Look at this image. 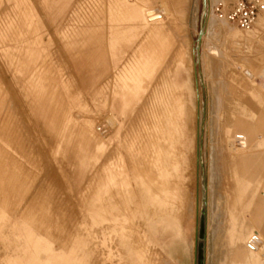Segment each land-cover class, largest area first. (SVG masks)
<instances>
[{
	"label": "rangeland",
	"instance_id": "374dc122",
	"mask_svg": "<svg viewBox=\"0 0 264 264\" xmlns=\"http://www.w3.org/2000/svg\"><path fill=\"white\" fill-rule=\"evenodd\" d=\"M137 1L156 27L128 0H0V264H245L225 241L259 230L264 157L248 176L221 161L220 116H264V17L246 30L218 17L224 0Z\"/></svg>",
	"mask_w": 264,
	"mask_h": 264
},
{
	"label": "bare ground",
	"instance_id": "6f19581e",
	"mask_svg": "<svg viewBox=\"0 0 264 264\" xmlns=\"http://www.w3.org/2000/svg\"><path fill=\"white\" fill-rule=\"evenodd\" d=\"M120 1V0H119ZM125 0H123V2H124ZM129 2H130V4L127 6L128 8H129V10H130V14L133 16V17H135V14H136V12H139L140 11V8H141V13H142V22L140 23V25L142 26V27H145V26H154V27H156L157 25V22L161 19V16L158 14V13H155L154 12V10H155V7H149V8H144L143 9V11H142V8H143V6H141V5H139L138 3V1L137 0H128ZM263 2H264V0H262ZM136 2H138V3H136ZM109 3H111V2H108V4ZM117 3H120V2H117ZM123 3L121 2V4L120 5H122ZM120 5H118L119 7H120ZM124 6H126L125 5V2H124V4H123ZM161 5V4H160ZM163 6H165V5H163ZM127 7H125V11H127ZM121 8H124V7H122L121 6ZM127 8V9H126ZM113 9V8H112ZM117 9V8H116ZM96 10H97V8H96ZM117 12V11H116ZM119 12V11H118ZM111 14H112V12H111ZM122 14V13H121ZM126 14V13H125ZM264 14V11L257 17V19L255 20V22H254V24L259 20V18H261L262 17V15ZM118 15V14H117ZM119 15H120V13H119ZM128 16H130V15H128ZM107 17V16H106ZM124 17V16H123ZM219 17V16H218ZM111 18V17H110ZM219 18H222V17H219ZM112 19V18H111ZM128 19V18H127ZM222 19H224V18H222ZM124 20H125V18H124ZM129 20V19H128ZM224 20H226V19H224ZM111 21V20H110ZM112 22V21H111ZM110 22V23H111ZM125 22V21H124ZM123 22V23H124ZM253 26V25H252ZM140 27V26H139ZM152 28V27H151ZM249 29H251V27H249V28H247L246 30H249ZM228 30H229V33H230V35H232L231 34V30H230V28H228ZM152 33V32H151ZM145 36V35H144ZM149 36V35H148ZM151 37V36H150ZM30 38V37H29ZM147 38V37H146ZM156 39H157V37H156ZM145 40V39H144ZM148 40H149V38H148ZM169 41V40H168ZM146 42V41H145ZM170 42V41H169ZM147 44V43H146ZM145 45V44H144ZM142 46V45H141ZM148 46V45H147ZM151 46V45H150ZM163 46V45H162ZM168 46V45H167ZM165 47V46H164ZM142 48V47H141ZM148 48V47H147ZM160 48V47H159ZM169 48V47H168ZM145 49V48H144ZM152 49V48H151ZM151 49H150V51H151ZM161 49V48H160ZM166 49H167V47H166ZM129 50V49H128ZM138 50V49H137ZM164 50V49H163ZM169 51V50H168ZM140 52V51H139ZM163 52V51H162ZM167 53V52H166ZM135 55V54H134ZM142 55V54H141ZM150 55H152V54H150ZM131 57V56H130ZM132 58V57H131ZM96 59V58H95ZM137 60V59H136ZM150 60V59H149ZM134 61V60H133ZM143 61V60H142ZM131 62V61H130ZM148 62H150L151 63V61H148ZM135 63V62H134ZM131 64V63H130ZM147 64V63H146ZM132 66V65H131ZM136 67H137V65H136ZM148 68H149V66H148ZM127 73V72H126ZM123 74L122 75V77L121 78H125L126 80H127V78H129L128 80H134V78H135V75L137 74V73H134V74ZM116 74H118V73H116ZM114 75H115V73H114ZM128 75V76H127ZM139 75V74H138ZM124 76V77H123ZM115 77V76H114ZM44 79V78H43ZM42 80V79H41ZM123 81V80H122ZM143 81V80H142ZM182 81L183 80H179L177 83H182ZM152 82V81H151ZM37 86V85H36ZM259 86H260V88H264L263 86H261L260 84H259ZM146 88V87H145ZM148 88H149V86H148ZM121 89V88H120ZM50 90V89H49ZM136 90V89H135ZM41 91V90H40ZM43 91V90H42ZM134 91V90H133ZM136 92V91H135ZM143 93H145V92H143ZM50 94V93H49ZM132 94V93H131ZM139 94V93H138ZM135 95H137V94H135ZM10 100V99H9ZM0 108H1V106H0ZM181 111H182V109H178L177 110V113H178V115L179 116H181ZM228 112V111H227ZM170 114H171V111L169 112ZM230 113V112H229ZM167 115V114H166ZM224 115V114H223ZM223 115H221L220 117H222V119L223 120H226L227 119V121H228V125L229 126H227V127H229L228 129H227V140H230V143H229V145L227 146V149H226V151H225V153H223V152H221L223 155L221 156V158H220V160L222 161V160H225L228 164H230V165H236V166H238V165H241V168H242V173H243V175L244 176H248L249 175V173L250 172H252V171H254L253 169H255L256 168V165H258L259 164V162H261V160H262V158L264 157V147L263 148H259V149H257V150H255V153L257 154V155H254V156H250V155H248L247 154V152L246 151H241V150H245V148H246V145H247V143H248V139H249V134H251V133H253L254 131H256V129L255 128H248L249 126H247L246 124H248V123H252V122H254V123H256V121H258L257 123H259V122H264V118H257V117H254L253 115H251V114H249V113H247V114H245L244 115V119L242 118L241 120H231L232 118H230L229 116L228 117H224ZM62 116V115H61ZM73 116V115H72ZM168 116V115H167ZM166 116V117H167ZM174 116V115H173ZM252 116V117H251ZM69 117V116H68ZM67 117V118H68ZM70 117H71V115H70ZM68 118V119H73V117H71V118ZM139 117V116H138ZM66 118V119H67ZM158 118V117H157ZM169 118H170V115H169ZM173 118V117H172ZM175 118H176V116H175ZM136 119V118H135ZM166 119V118H165ZM65 120V119H64ZM109 120V119H108ZM158 120V128H160L159 130H161L160 132H161V136H164V138H166L165 136L166 135H164V132L168 129V127L166 126V123H167V121H169V120H167L166 122L165 121H163V118H158L157 119ZM170 120H172V119H170ZM254 120H256V121H254ZM1 121H2V119H1ZM69 121H71V120H69ZM141 121V120H140ZM115 122V121H114ZM164 122V123H163ZM1 123V122H0ZM88 123V122H87ZM173 123H174V120H173V122H172V125H170L171 124V122H170V124H168L169 125V129H173ZM181 123V122H180ZM2 125V124H1ZM156 125V128H157V123L155 124ZM101 126V125H100ZM223 126H225L224 124H223ZM247 126V127H246ZM15 127V126H14ZM104 128V127H103ZM107 129V128H106ZM106 129H105V131H106ZM109 129V128H108ZM16 130V129H15ZM100 131V133L98 132V131ZM97 130L96 129H94L93 130V135L94 136H96V138L97 139H99L98 137L100 136V139H101V137L104 139L105 137L103 136V132H101V128H97ZM104 130V129H103ZM102 130V131H103ZM109 131V130H108ZM260 134L258 135V137L259 138H262V136L264 135V125H263V129L261 130L260 129ZM106 133V132H105ZM108 133V132H107ZM144 133V132H143ZM56 134V133H55ZM142 135V134H141ZM80 136V135H79ZM171 137H173V135H170ZM150 137V136H149ZM171 137H169V138H171ZM161 138V137H160ZM159 138V139H160ZM99 139V140H100ZM155 141L156 140H158L157 138L156 139H154ZM167 140V139H166ZM235 140H237V141H239V142H241V144L240 145H243V147H236V146H234V144H233V142L235 141ZM236 142V141H235ZM162 143V142H161ZM173 143V142H172ZM228 143V142H227ZM3 146V145H2ZM152 146V145H151ZM174 146V145H173ZM222 146V145H221ZM166 147V146H165ZM164 146H163V148H164V150L167 148H165ZM171 147V146H170ZM156 148V147H155ZM175 148V147H174ZM163 149H157V151L155 150V153H153L152 151V153L159 159H157V162H156V164L158 165V169H161V171L163 170V169H165V167H166V165H165V163L166 162H169V161H171L170 159L172 158H169V156L167 157V154L168 153H166L165 151H164ZM14 151V150H13ZM24 151H26V150H24ZM170 152V151H169ZM173 152V151H172ZM8 153V152H7ZM12 153V152H11ZM147 153V152H146ZM260 153H263V155L262 156H260ZM144 154V153H143ZM170 154H171V152H170ZM14 155V154H13ZM153 155V156H154ZM3 156H5L4 154H3ZM117 156V155H116ZM173 156H174V154H173ZM8 158V157H7ZM17 159V158H16ZM152 160V159H151ZM175 160V159H174ZM27 161V160H26ZM221 161H220V163H221ZM172 162V161H171ZM177 161L175 160V163H176ZM11 163V162H10ZM12 164V163H11ZM15 164V163H14ZM169 164V163H168ZM172 164V163H171ZM174 164V163H173ZM13 166V165H12ZM177 166V165H176ZM258 168V167H257ZM138 169V168H137ZM147 169V168H146ZM171 170V169H170ZM167 171V170H166ZM164 172H165V170H164ZM234 172V171H233ZM165 173H167V172H165ZM164 173V174H165ZM174 173V172H173ZM161 174V173H160ZM169 175V173L167 174V176ZM171 175V174H170ZM180 176H183V170H180V172H179V177ZM162 177V176H161ZM173 177V176H172ZM181 178V177H180ZM257 178V177H256ZM166 179V178H165ZM162 180V179H161ZM171 180H173V187L175 186V189H178V193H180L181 194V196H182V193L179 191V189L180 188H178V184H176L177 182H175L174 181V179H172L171 178ZM181 181V180H180ZM7 182V181H6ZM169 184H170V182H169ZM182 184H180V186H181ZM120 187V186H119ZM184 187V186H183ZM153 189H154V187H153ZM169 190H171V188L169 189ZM184 190V189H183ZM241 191H238V192H242V191H244V189L242 188V189H240ZM183 192V191H182ZM262 192V191H261ZM145 193V192H144ZM150 193V192H149ZM261 194H263L264 195V190H263V192L261 193ZM143 195H145V194H143ZM146 195H148V192L146 193ZM220 196V195H219ZM149 197V196H148ZM155 197H157V196H155ZM154 197V198H155ZM160 198V197H159ZM223 198V197H222ZM145 199V198H144ZM143 199V200H144ZM149 199H150V197H149ZM148 199V200H149ZM152 199V198H151ZM241 199V198H240ZM146 200V199H145ZM176 200V199H175ZM263 200H264V197H263ZM171 201V200H170ZM243 201V200H242ZM148 202V201H147ZM264 201H262V202H255L254 203V209H252L253 210V218H252V223H254V227H258L259 228V230H256V229H253L248 235H245L244 237L242 236V237H240V236H238V235H236L235 233H229V236L227 237V239H226V241H225V245L227 246V251L229 252V251H233V259H235L236 260V258H238V256H239V254L240 253H242L243 255H244V257H245V264H264V263H262V259L264 258V234H263V229H262V227H261V225L262 224H264ZM146 204V203H145ZM219 199L217 200V213H216V216H217V220H218V223H217V227H216V230H215V239L214 240H216V234H217V229L219 228V221H221L220 220V216H219V213H218V211H219ZM154 205H155V203H154ZM174 205V204H173ZM172 205V206H173ZM147 209V208H146ZM148 211V210H147ZM243 212V211H242ZM141 213V212H140ZM148 213V212H147ZM163 221L164 220H158V223H160V224H163ZM221 223V222H220ZM250 223V222H249ZM148 225H152V224H148ZM245 226V225H244ZM148 227V226H147ZM261 227V228H260ZM160 228V227H159ZM169 229V228H168ZM167 229V230H168ZM171 229V228H170ZM159 230V229H158ZM160 230H162V228H160ZM173 230V229H172ZM174 231V230H173ZM142 232V231H141ZM167 232V231H166ZM170 232V231H169ZM168 232V233H169ZM167 233V234H168ZM161 234H163L162 232H161ZM165 234V233H164ZM166 234V235H167ZM165 235V236H166ZM159 236H160V234H159ZM158 237V236H157ZM159 238V237H158ZM175 240V239H174ZM173 242V241H172ZM218 242V241H217ZM257 242H260L258 245H257ZM219 243V242H218ZM217 245V244H216ZM186 246V245H185ZM222 246V245H221ZM130 247V246H129ZM152 248L153 247H155V246H151ZM223 247V246H222ZM145 248V247H144ZM151 249V248H150ZM155 249H153V250H151V251H154ZM183 250H185V249H183ZM216 251V253L218 252V249H216L215 250ZM220 251V250H219ZM148 252H149V249H148ZM155 252H157V251H155ZM223 252V251H222ZM230 253V252H229ZM147 254V253H146ZM152 254V253H151ZM154 254V253H153ZM166 254V253H165ZM158 255H159V251H158ZM158 255H157V253H156V258L158 259ZM230 255V254H229ZM147 256V255H146ZM145 256V257H146ZM153 255H151L150 257H152ZM163 256H164V254H163ZM143 258V263L142 264H148V262H150V260L148 261L146 258H148V256L146 257V258ZM225 257V256H224ZM153 258H155V254H154V257H152L151 258V260H153L154 261V259ZM160 258V257H159ZM162 258H164V257H162ZM216 258H219L218 256L216 257V255H215V260H217ZM149 259V258H148ZM222 259V258H221ZM156 260V259H155ZM164 259H162V261H163ZM220 260V259H219ZM218 260V261H219ZM148 261V262H147ZM161 261V260H160ZM152 262V261H151ZM222 262V261H221ZM229 262V261H228ZM232 262V261H231ZM154 263L156 264V263H158V261L156 262V261H154ZM153 263V264H154ZM235 263V262H234ZM149 264H151V263H149ZM162 264V263H161ZM216 264H217V261H216ZM241 264V263H240Z\"/></svg>",
	"mask_w": 264,
	"mask_h": 264
},
{
	"label": "built area",
	"instance_id": "2783aa9c",
	"mask_svg": "<svg viewBox=\"0 0 264 264\" xmlns=\"http://www.w3.org/2000/svg\"><path fill=\"white\" fill-rule=\"evenodd\" d=\"M215 10L219 17L240 29H247L264 11V2L262 0H224L219 2Z\"/></svg>",
	"mask_w": 264,
	"mask_h": 264
},
{
	"label": "crops",
	"instance_id": "0c3cea01",
	"mask_svg": "<svg viewBox=\"0 0 264 264\" xmlns=\"http://www.w3.org/2000/svg\"><path fill=\"white\" fill-rule=\"evenodd\" d=\"M262 17H264V14L262 15ZM261 17V18H262ZM255 84H257L256 82H255ZM262 90H264V88H261ZM254 90V89H253ZM253 90H252V94L254 93L253 92ZM257 94H259L258 92H257ZM260 94H261V92H260ZM254 116V115H253ZM258 118H264V116L263 117H258ZM260 132L258 131V130H256L255 131V134H259ZM252 142H256L257 141V139H256V137H253L252 138V140H251ZM264 147V141H263V143L262 144H260L256 149H259V148H263Z\"/></svg>",
	"mask_w": 264,
	"mask_h": 264
}]
</instances>
